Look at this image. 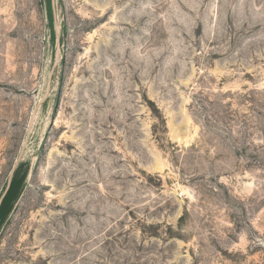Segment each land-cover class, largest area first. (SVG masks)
Instances as JSON below:
<instances>
[{
  "label": "rangeland",
  "instance_id": "rangeland-1",
  "mask_svg": "<svg viewBox=\"0 0 264 264\" xmlns=\"http://www.w3.org/2000/svg\"><path fill=\"white\" fill-rule=\"evenodd\" d=\"M16 161L0 264H264V0H0Z\"/></svg>",
  "mask_w": 264,
  "mask_h": 264
},
{
  "label": "trees",
  "instance_id": "trees-1",
  "mask_svg": "<svg viewBox=\"0 0 264 264\" xmlns=\"http://www.w3.org/2000/svg\"><path fill=\"white\" fill-rule=\"evenodd\" d=\"M51 1V0H50ZM56 36L54 35V38ZM20 164V163H19ZM18 164L17 168L15 169L14 173H13V177L11 180V184L10 187L8 188L4 198L2 199V201L0 202V221L10 212V208L12 206V200L13 198H15L16 193L18 191L19 186L22 184V181H20L17 178V171L20 167V165Z\"/></svg>",
  "mask_w": 264,
  "mask_h": 264
},
{
  "label": "water",
  "instance_id": "water-1",
  "mask_svg": "<svg viewBox=\"0 0 264 264\" xmlns=\"http://www.w3.org/2000/svg\"><path fill=\"white\" fill-rule=\"evenodd\" d=\"M59 56H60V40H59V37L56 35V52H55V61L58 60ZM17 166H18V161H16V163L14 164V166H13V168H12V171H11V173H10V177H9L8 182H7V184H6L5 190H4L3 194H2L1 197H0V202H1L2 199L4 198V196H5V194H6L7 190H8V188L10 187L11 180H12V177H13V173H14L15 169L17 168Z\"/></svg>",
  "mask_w": 264,
  "mask_h": 264
},
{
  "label": "bare ground",
  "instance_id": "bare-ground-1",
  "mask_svg": "<svg viewBox=\"0 0 264 264\" xmlns=\"http://www.w3.org/2000/svg\"><path fill=\"white\" fill-rule=\"evenodd\" d=\"M53 2V1H52Z\"/></svg>",
  "mask_w": 264,
  "mask_h": 264
}]
</instances>
